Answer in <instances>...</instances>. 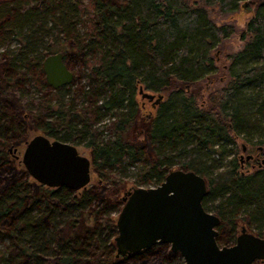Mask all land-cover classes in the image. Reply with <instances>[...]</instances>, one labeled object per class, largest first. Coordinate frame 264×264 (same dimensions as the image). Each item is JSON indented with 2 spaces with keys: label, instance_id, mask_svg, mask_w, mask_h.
Here are the masks:
<instances>
[{
  "label": "trees",
  "instance_id": "trees-1",
  "mask_svg": "<svg viewBox=\"0 0 264 264\" xmlns=\"http://www.w3.org/2000/svg\"><path fill=\"white\" fill-rule=\"evenodd\" d=\"M245 2L252 16L241 34L244 46L229 57L231 65L221 77L227 78L225 85L204 97L201 82H213L224 71L213 51L235 33L232 25L216 24L209 10L233 15ZM56 7L69 25L73 17L68 12L84 13L86 32L70 37L58 22L62 44L70 43V50H55L57 43L50 40L43 57L61 52L69 69L79 64L82 70L74 73L73 81L83 84L65 103L59 94L64 87H49L41 65L36 68L41 59L33 67L27 63V81L20 70L7 78L0 65V134L11 136L15 144L23 128L56 140L59 134L74 133L93 150L91 168L99 179L78 191L41 185L10 158L8 143L0 139V243L7 241L0 264H123L133 257H142L139 264L149 258L148 264H181L163 246L116 257L117 231L110 214L120 206L118 194L125 183L107 176L104 168L121 161L143 164L139 185L160 184L175 165L206 175L204 208L208 197L222 199L212 211L221 219L220 244L234 242L237 220L262 235L264 180L256 173H241L234 155L224 165L221 159H209L205 166L196 151L209 149L223 158L237 152L224 148L235 144V138L264 144V0H26L4 6L2 13L14 38L22 40V28L29 27V47L30 34L48 20L57 25L52 16ZM238 63L241 68L235 69ZM15 74L21 79H12ZM180 83L194 88L185 93ZM257 83L255 93L247 92ZM25 84L42 90L43 96L23 98L18 91ZM139 88L166 93L149 113L143 132L151 152L128 139L140 110L135 98ZM105 116L111 118L108 130L92 129ZM104 130L106 141L100 139Z\"/></svg>",
  "mask_w": 264,
  "mask_h": 264
},
{
  "label": "water",
  "instance_id": "water-1",
  "mask_svg": "<svg viewBox=\"0 0 264 264\" xmlns=\"http://www.w3.org/2000/svg\"><path fill=\"white\" fill-rule=\"evenodd\" d=\"M45 81L57 90L71 84L74 73L63 54L47 55L42 62ZM142 97L158 104L163 96L145 92ZM250 157V156H248ZM21 163L27 174L49 188L65 187L78 191L91 182V161L67 142L34 135L26 144ZM207 184L203 176L174 169L152 187H136L122 196L124 204L115 220L116 256H128L168 244L182 264H253L264 260V237L246 232L244 227L233 244L216 243L220 218L207 211L203 199Z\"/></svg>",
  "mask_w": 264,
  "mask_h": 264
},
{
  "label": "rangeland",
  "instance_id": "rangeland-1",
  "mask_svg": "<svg viewBox=\"0 0 264 264\" xmlns=\"http://www.w3.org/2000/svg\"><path fill=\"white\" fill-rule=\"evenodd\" d=\"M18 1L23 2L26 0H0V5H6L8 3H17ZM244 5H243V7H240L238 9V11H236L233 15H222L221 13H219L215 9L209 10V15L215 21L216 24L220 25V24L226 23L227 25H232L235 29V33L232 34L226 40H224L223 44L219 48L214 49V51H213V56L216 60L217 67H219L220 69L223 67L224 71L222 72L219 70L215 74V76L213 77L214 78L213 82H211V80H209V79L201 82L200 91H201V93L204 94V97H206L210 91H212L214 89H219L225 85L227 78L225 77V78L221 79V77H223L222 73H226L228 71L229 66L231 65V60H229V57L231 55H234L239 50H241L242 47L244 46L245 40L242 39L241 34L245 30V25H246L247 21H249L251 16H252L251 11H249V7L247 6L246 2L244 3ZM3 8L4 7H2L1 9L4 10ZM61 11H62V9L60 7H58V8L56 7V9L54 10V13L52 14V16L56 17L57 25H55L54 22L52 23L51 20H48L45 23V25L41 26V28L39 30L30 34V40L32 41L33 47H35V50L37 52H40V51H43L44 49H46V46L49 45L50 40H55L53 42L57 43L54 46L55 50H59V49L61 51L70 50V43L65 42L62 44L63 37L61 36V34L64 32H62L63 31L62 28H60V27L58 28L59 23H61L62 27L67 28V29H65V33L67 32L70 37L84 36V34L86 32V28H87L85 26V19H84L85 14L78 11V12H76L75 15H71V14L75 13L74 9H72L70 12H68L66 14L67 16L73 17V19H72L73 23L69 25V21H67L66 17L62 18L60 16ZM5 19L6 18H1L0 22L1 21L5 22ZM33 28H35V26ZM9 29L10 28L5 27L4 31L2 33H0V43H1L0 49H2L3 51H5L6 48L9 46L13 47L17 44L16 41L14 40L13 36L10 34ZM1 30H2V28H0V31ZM28 30H29V27H23L22 28V32H24V31L27 32ZM11 33L13 34L12 31H11ZM29 49H30V46H29L28 50ZM3 57H4V55L2 57H0V63L1 64L4 63L3 61H5ZM95 58H96V56H93V59H95ZM217 67L214 68L215 70H213V72H215L217 70ZM237 68H241V64L238 63L236 65L235 69H237ZM70 70L73 73H78L79 70L80 71L82 70V68L79 67V64H75L73 69L70 68ZM82 84H83V80H80V81H76V82L73 81L71 84L64 86V88L59 92L63 101L65 103H68V101H66V100L69 97H71L73 94H75L74 90L77 88L79 89L82 86ZM258 86H259L258 83L254 84L253 86L247 88V92L255 93L256 90L258 89ZM180 87H181V91H183L185 93H187V91H190V89L194 88L193 85H190V87H189L188 83H180ZM84 89L85 88H83V90ZM21 90H23V89L20 88L19 91L22 92ZM145 92H147V91H145ZM34 93L36 94L34 86L29 85V89H28V93H27L28 97H30V98L35 97ZM148 93H152L155 95V97H157V93H153V92H148ZM25 96L26 95H24L23 98H25ZM163 97L166 98V93H163ZM135 98H136V101L138 102L140 110H139V114H138L136 120L134 121V123L130 129V132L128 133V139H129L130 143L138 145V146L139 145L145 146L147 148V150L149 152H151L147 143L145 142V137H144L143 132H144L145 127H146L148 120H149V117H148L149 113L151 114L155 111V109L153 108L154 105H153L152 101H149L147 98L142 97L141 94H139V91L136 93ZM246 105H248V103ZM246 108H248V106H246ZM22 112H26V110L24 109V110H22ZM110 121H111V118H109L108 116H105L99 123H96L95 125H93L92 129H94L96 132H98L102 129L108 130L107 127H109ZM26 133H28L29 138H31L35 134H37L35 131H32V130H29V131L27 130ZM57 136L59 137L60 141L67 142V143L74 145L78 149V151L81 155H84L90 159L91 165H92L93 150L90 147L86 146L87 140L80 138L78 135H76L74 133H69V134H65V133L63 134L62 133V134H59ZM63 137L67 138L66 141H64ZM108 137H109V134H107V132L104 130L103 134H101V136H100V139H103L104 141H106L108 139ZM257 138H258L257 136L254 137V139H257ZM253 142H256V141L253 140ZM250 143L248 142V138H245V139H243L242 137L235 138V144H232V143L227 144L224 148L225 149H232L233 148V149H236L237 152L236 153H230V154L228 153L223 158H219V154L217 152L210 151L209 149L197 150L196 152L198 153V155H200L201 158H203L202 160L205 161V163H206L205 166L209 165V163H210L209 159H213V160H217V161H219L218 159H221L220 161L224 165L226 163V161L234 155L237 159L238 165H241V167H238L239 171H242V173H244V174L256 173L257 177L264 180V168L253 166V165H255V161L257 159H258V161H260L263 158L261 152L264 151V144H258V143L257 144H252V143L250 144ZM16 144L17 143H15L14 145L16 146ZM216 147H217V145H216ZM242 147H245L246 151H243ZM19 148L22 149L23 146H21ZM258 148H261V150H258ZM257 153H260L261 156L256 157L255 154H257ZM248 155H252L253 160H249V161L246 160L245 158ZM21 157L19 159L20 161H21ZM240 157L242 158V161L240 160ZM17 164H21V163L17 161ZM172 169L173 170L178 169V165L173 166ZM143 171H144L143 164L136 163L133 165H129L126 161H121L118 165L108 166V167L104 168V173H106L107 176L112 177L114 175L118 179H121L125 183L124 190L120 194H118V201H120L121 197L123 196V194L125 192L132 190L136 187L156 186L154 183H151L152 181H149L150 183L146 182V183L139 185L140 184L139 181H140V178L142 177ZM203 177L205 178V180H207L206 175H204ZM97 178H98V176L96 175L94 170L91 169V182L89 184V187H91L93 185V183L97 180ZM220 201H222V199L219 197H212V196L208 197L204 202L205 209L209 212H212L213 211V205L219 203ZM93 205H95V204H93ZM120 208H121V206H120ZM120 208H119V210H120ZM119 210L118 211L115 210L112 212V214H110L111 218L114 219V221L116 220V218L118 216ZM257 225H258L257 223L253 224V226H255V227ZM236 227H237L236 228L237 234L240 233L242 227H245L246 230L249 232H252L254 234H258V229H255L253 227H248V225L246 223H244L242 220L236 221ZM262 236L264 237V233L262 234ZM6 245H7V241H3L2 243H0V251H3ZM152 259L153 258H149L147 261V264L152 262ZM141 260H142V257L141 258L133 257L131 259L126 260L123 264H139V262H141ZM178 261L181 262L182 259L179 258ZM178 261H176V263H178Z\"/></svg>",
  "mask_w": 264,
  "mask_h": 264
},
{
  "label": "flooded vegetation",
  "instance_id": "flooded-vegetation-1",
  "mask_svg": "<svg viewBox=\"0 0 264 264\" xmlns=\"http://www.w3.org/2000/svg\"><path fill=\"white\" fill-rule=\"evenodd\" d=\"M11 3H8V4H6V5H0V19L1 18H4L3 16H5V14L4 13H2L3 11H2V7H6V6H9ZM2 22V21H1ZM1 22H0V25H1ZM5 23H6V21H5ZM6 26V28H10L9 30H10V34L13 36V34L11 33V24H5ZM5 27L0 31V33H2L3 31H4V29H5ZM23 33V35H24V37H23V35H22V40H20V39H17V38H14V40L16 41V45L15 46H9V47H7L6 48V50L5 51H3L2 49H0V57H2L3 55H4V60L5 61H3L4 63H0V65L1 66H3V68L5 67V69H6V71H7V78H9L11 75H12V73L13 72H16L17 70H20V73H22L23 74V76L24 77H26V73H25V70L28 68V64L29 65H31L32 67L34 66V60H36L37 59V61L38 60H40L41 59V64L40 63H37L36 62V65H41L40 67L42 68V62H43V59H44V57H43V51H40V52H37L36 50H35V47H33V43L31 44V46H30V49L28 50V43H26V39H27V37H26V32L24 31V32H22ZM0 46H1V43H0ZM42 52V53H41ZM18 60H21L20 62H17ZM30 60H32V61H30ZM28 63V64H27ZM11 65V66H10ZM39 65L36 67L37 69L39 68ZM6 66H8V68H6ZM42 72H43V69H42ZM21 74V75H22ZM13 78L12 79H15V80H19V79H21L20 78V75H16L15 74V76H12ZM42 78H44L45 79V77H44V73H43V77ZM24 80H26L27 81V77H26V79L24 78ZM25 81V82H26ZM21 89H23V90H21L22 92H20V91H18V94H20V96H22V97H24V95H26L25 97H27L28 95H27V93H28V88H27V85L25 84L24 85V87H21ZM34 89H35V91H36V94L34 93V96H37L38 98L39 97H41V96H43V91L42 90H39L38 88L36 89L35 87H34ZM139 91V90H138ZM22 93V94H21ZM140 94V93H139ZM149 100V99H148ZM149 101H152V103H153V105H154V98L152 99V100H149ZM155 106V105H154ZM23 123H24V121H23ZM22 127H25V125H23ZM24 129V131H22V133H21V136H20V138L17 140V144H16V146L12 143V140H11V136L10 137H7L6 135H1L0 134V139L1 140H4L5 141V144H7L6 145V152L10 155V158L11 159H14L16 162L18 161V162H20L21 163V161L19 160L20 159V157L22 156V154H23V151H24V149H25V146H26V144H27V142L32 138H29V135H28V133H26V128H23ZM26 133V134H25ZM36 135V134H35ZM20 140V141H19ZM22 140V141H21ZM51 140H53V139H51ZM19 141V142H18ZM21 146H23V148L21 149V148H19V147H21ZM19 148V149H18ZM19 150V151H18ZM242 150L243 151H246V148L245 147H242ZM258 150H261V148H258ZM20 154V155H19ZM261 154H262V156H263V158L260 160V161H258V159L255 161V165H253V166H256V167H263L264 168V151H262L261 152ZM261 154L260 153H257V154H255V156L256 157H260L261 156ZM248 156H250V157H248ZM245 159L246 160H253V157H252V155H248ZM21 159H22V157H21ZM240 160L242 161V158L240 157ZM239 167H241V165H239ZM26 171V170H25ZM241 173H242V171H240ZM244 174V173H243ZM246 176H248V174H245ZM86 188V187H85ZM85 188H83V189H85ZM119 204H120V206H121V208H122V206H123V204H124V201H123V199H122V197H121V199H120V201H119ZM120 206L116 209L117 211L119 210V208H120ZM121 208H120V210H121ZM120 210H119V212H120ZM212 213V212H211ZM119 214V213H118ZM214 214V213H213ZM220 218V217H219ZM221 220V219H220ZM114 223H115V221H114ZM116 227V226H115ZM245 228V227H244ZM246 229V228H245ZM117 231V230H116ZM218 235L220 234V227L218 228ZM241 232V231H240ZM246 232H249V231H247L246 230ZM250 233H252V232H250ZM117 234V233H116ZM234 234H235V238H236V236L239 234H237L236 233V231H234ZM254 234V233H253ZM254 235H257V236H260V237H263L262 235H258V234H254ZM116 236V235H115ZM114 236V237H115ZM235 238H234V241H235ZM216 243L218 244V246L219 247H222V246H229V245H231V244H233V243H231V244H229V245H226V244H220L219 242H218V238L216 237ZM115 244V243H114ZM165 247V248H167L169 251H171V249H170V246L168 245V244H164V243H162V244H156V245H154V246H152L151 248H153V247ZM150 248V249H151ZM145 250H148V249H145ZM115 252H116V248H115ZM171 253L175 256V257H177V258H180V259H182L181 257H180V255L178 254V253H174V252H172L171 251ZM116 257H119V256H116ZM183 263V260L181 261V264ZM264 263V260L262 261V262H260V261H257V262H254L253 264H263Z\"/></svg>",
  "mask_w": 264,
  "mask_h": 264
}]
</instances>
